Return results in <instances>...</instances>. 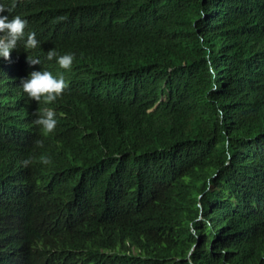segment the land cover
<instances>
[{"label": "trees", "instance_id": "trees-1", "mask_svg": "<svg viewBox=\"0 0 264 264\" xmlns=\"http://www.w3.org/2000/svg\"><path fill=\"white\" fill-rule=\"evenodd\" d=\"M99 1L15 10L59 52L61 18L91 19ZM123 12L109 28L120 46L93 27L76 54L61 141L22 120L26 99L0 67V140L16 145L0 153L33 161L16 216L25 264H88L111 222L142 224L136 254L98 264H264V0H123ZM94 58L110 74H84ZM11 171L0 159V181ZM10 208L0 195V219Z\"/></svg>", "mask_w": 264, "mask_h": 264}, {"label": "clouds", "instance_id": "clouds-1", "mask_svg": "<svg viewBox=\"0 0 264 264\" xmlns=\"http://www.w3.org/2000/svg\"><path fill=\"white\" fill-rule=\"evenodd\" d=\"M29 0H0V67L9 75L18 87L20 95L25 97L22 120L33 121L44 135L61 141L65 117L58 100L69 88L68 72L76 64V54L83 52L91 30L95 27L107 41L119 44L109 35L113 19L120 18L123 12V0H100L91 19L83 12L73 11L61 18L57 24V39L64 51L48 52L39 46V31L31 28L22 12L15 7ZM34 53L42 54L51 68L32 58ZM105 59L94 58L83 67L87 76H106ZM45 62V63H46ZM43 66V68H41ZM42 146V141H36ZM4 148H16L9 140H0ZM40 151H46L41 148ZM0 159L11 167L7 179L0 181V195L8 198L11 208L6 220L0 219V246L8 245L7 264H25V241L21 228L16 223L18 211L32 200L27 186L25 167L33 161L21 157L9 158L0 153ZM40 162L49 164L50 158L41 156ZM11 184H13L11 186ZM142 224L109 223L101 228L96 241L95 253L89 257L83 255L81 263L98 264L101 261L124 262L136 254V242Z\"/></svg>", "mask_w": 264, "mask_h": 264}, {"label": "bare ground", "instance_id": "bare-ground-1", "mask_svg": "<svg viewBox=\"0 0 264 264\" xmlns=\"http://www.w3.org/2000/svg\"><path fill=\"white\" fill-rule=\"evenodd\" d=\"M36 11V10H35ZM29 13V12H28ZM26 16V15H25ZM29 18V17H28ZM45 37V36H44ZM80 62V61H79Z\"/></svg>", "mask_w": 264, "mask_h": 264}]
</instances>
